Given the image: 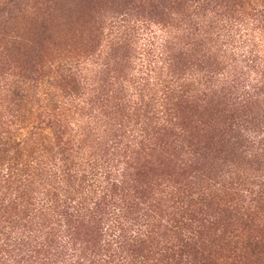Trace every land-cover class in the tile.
<instances>
[{"label":"rangeland","instance_id":"obj_1","mask_svg":"<svg viewBox=\"0 0 264 264\" xmlns=\"http://www.w3.org/2000/svg\"><path fill=\"white\" fill-rule=\"evenodd\" d=\"M253 139L264 142V0H0L1 161L20 153L7 141L25 140L37 152L22 161L58 151L96 158L116 180L124 172L116 196L155 221L152 240L123 255L151 247L165 264L161 246L189 244L185 264H264V150ZM32 181L6 209L18 217L3 224L0 264H65L59 244H1L45 222L24 204L54 189L41 172ZM6 191L0 181L1 200Z\"/></svg>","mask_w":264,"mask_h":264},{"label":"trees","instance_id":"obj_2","mask_svg":"<svg viewBox=\"0 0 264 264\" xmlns=\"http://www.w3.org/2000/svg\"><path fill=\"white\" fill-rule=\"evenodd\" d=\"M165 88L168 89L167 91L171 89L169 87ZM19 90L20 92H26V89L21 86ZM159 91L162 92V90ZM162 94L164 95V92ZM22 129H25V127H22ZM34 129L45 130L40 126H32L31 130ZM103 133H106V131ZM31 135L34 136H30L28 140L31 141V144H34V141L37 143V140H39L38 137L41 133L35 131ZM53 136L58 140L57 145H59L62 140L59 138L58 133L54 131ZM253 138H256V136ZM251 142L253 144L254 142L258 143V146H256L258 151L264 150L263 141L253 139ZM7 143L11 149L17 148L20 153L17 152L10 157L8 153L10 150L4 149L3 153L6 155L4 159L9 156L6 163L1 161L0 157V181L4 182L7 189L6 192H1L0 235L6 227L3 224L13 223V218L18 217L17 214L11 216L6 209L10 207V204L16 203L19 199L22 200L23 197L18 195V192L26 194V188L32 184L34 175L41 172L49 182L47 185H51L54 191L48 189L45 194L42 192L44 197L39 198V196H36L33 198V202L24 204L26 208L30 209V212L33 211L34 218L47 222L46 225L43 222L40 224L39 229L30 230L28 233L25 232L26 234L20 231H10L14 234L5 238V242L3 241L1 244H59L58 249L60 250L57 254L65 264H154L153 259L150 260L148 256L151 253V247L143 250L126 249L129 254L123 255L122 253L125 251V247L135 248L136 245L134 244H141L140 241L142 240H146L143 244H147L151 232H154L152 222L155 221L154 217L140 211L136 216H133L135 214L132 209L133 205H130L128 200H123L122 193L119 194V199L116 196L118 184L122 186L125 182L123 180L125 178L124 172L121 174L123 179L116 180L118 170L99 163L95 160L96 158L89 159L81 156L75 162L71 159L72 155L68 157L56 156V154H61L58 151H55V155L50 158L45 157V161L41 158L42 155L30 156V154L27 155V159L22 161V158H20L22 156L21 151H28L25 149L28 148L26 147V141L23 140V145L20 143L15 148L9 141ZM28 144L27 141V146ZM28 149H31V154L37 152L33 148ZM89 157L91 156L89 155ZM89 194L94 197L92 199L85 197ZM189 200H181L177 209H189L191 205L189 207L186 205ZM19 205L21 207L22 203H19ZM166 223H169V221ZM176 224L178 225L176 222L174 226L180 228ZM182 226L178 234L174 231L171 234L172 236L169 235L171 240L182 235ZM78 229L79 231L83 230L86 238L76 243L77 237H74V234H78L76 231ZM33 231L38 234L32 236ZM59 233L64 235L59 236ZM56 235L60 240H56ZM150 239L152 240V235ZM181 241L184 242V240ZM90 243L92 246L94 244L98 245L94 246L93 249L88 246L77 249L68 248L70 244ZM127 244L133 245L126 246ZM188 245L161 246L164 247L163 252L170 254V256H166L165 264H185L181 260L184 253L179 252H182V247ZM171 252L173 253L171 254ZM156 254L161 255V251L158 250Z\"/></svg>","mask_w":264,"mask_h":264}]
</instances>
